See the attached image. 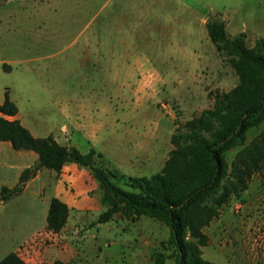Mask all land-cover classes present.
Segmentation results:
<instances>
[{
    "label": "rangeland",
    "instance_id": "374dc122",
    "mask_svg": "<svg viewBox=\"0 0 264 264\" xmlns=\"http://www.w3.org/2000/svg\"><path fill=\"white\" fill-rule=\"evenodd\" d=\"M213 16L225 22L230 35L244 32L246 46L264 37V0H0V94L13 86L22 100L32 95L45 108L75 98L68 103L74 115L60 144L83 153L93 147L104 154L101 166L109 162L128 176H149L160 171L172 148L174 119L198 115L211 107L209 93L238 82L207 36L205 18ZM83 33L118 40L124 59L139 55L138 61H124L118 78L97 79L86 48L72 45ZM175 41L186 45L170 47ZM87 113L90 120L102 119L103 127L86 121ZM86 126L95 146L80 135ZM263 129L264 121L248 130L246 143ZM0 144L1 190L13 187L34 157ZM238 150L225 158L231 161ZM116 183L128 188L122 180ZM102 195L88 168L74 163L59 172L40 168L21 192L0 200V258L12 251L28 264H154L151 253H169L160 245L168 229L151 218L117 215L91 226L103 209ZM53 196L71 209L57 233L45 223ZM204 233V259L264 264V166ZM164 264H174L173 258Z\"/></svg>",
    "mask_w": 264,
    "mask_h": 264
},
{
    "label": "trees",
    "instance_id": "16d2710c",
    "mask_svg": "<svg viewBox=\"0 0 264 264\" xmlns=\"http://www.w3.org/2000/svg\"><path fill=\"white\" fill-rule=\"evenodd\" d=\"M204 27L216 54L232 67L238 82L227 91L209 93L213 103L198 115L185 121L174 119L172 148L160 171L128 176L107 165L109 162L101 166L104 154L93 147L83 153L71 144L58 143L51 134L34 137L14 117L17 108L5 91L0 104V142H8L14 150L32 151L36 159L21 171L13 187L1 188L0 200L16 196L40 168L59 172L66 163H74L88 168L103 192V209L91 226L107 223L117 215L151 218L168 229V237L160 245L169 253H151L154 264H164L168 258H173L174 264H214L202 257V248L208 243L204 228L232 196L247 189L251 176L264 166V129L246 143L248 130L264 121V37L246 46V34L230 35L217 16L207 19ZM2 67L6 70L4 64ZM237 147L239 150L228 161L225 154ZM117 180L128 188L121 187ZM68 213L65 202L51 197L46 228L59 232ZM0 264L28 263L11 251L0 258Z\"/></svg>",
    "mask_w": 264,
    "mask_h": 264
},
{
    "label": "crops",
    "instance_id": "0c3cea01",
    "mask_svg": "<svg viewBox=\"0 0 264 264\" xmlns=\"http://www.w3.org/2000/svg\"><path fill=\"white\" fill-rule=\"evenodd\" d=\"M205 20L207 19L205 18ZM115 22H116L115 24L119 23L122 27L121 19L117 22V17H115ZM199 25L201 26L202 24ZM83 34L85 38L84 37L83 39L80 38V36L82 35L81 34L80 36L76 37L72 45L81 43V46H83V48H86V50L84 51L86 52V60H89L93 66H97L96 68L98 69V72L96 73V78L99 80H102L101 78H103L104 80L113 77L118 78V75L120 74L118 70L120 71L122 67V63L124 61L126 62L129 61L130 63L134 61L135 62L138 61L137 59L139 58V55H136V57L133 58L124 59L123 51L121 49L122 43L119 42L118 40L107 39L98 36L95 33H89V34L83 33ZM173 44L171 43L170 47L181 48L180 46L186 45L185 43L181 44L180 42H176V41ZM144 58L145 61L146 60L157 61L154 58H150L149 56H145ZM100 60H102V62ZM118 64H120V68ZM104 85L105 82L102 83L100 86L103 87ZM9 87H10V89H8L9 99L15 104L17 108V113L14 117L18 119L20 123L25 128H27L34 137H42L51 134L54 137V139L58 143H60L59 141L60 136L65 135L64 133L67 132L68 130L67 126L69 127V118L70 116L74 115V107L68 106V103L70 101H73L75 98L74 99L66 98L67 100H60L56 103H53L51 107L45 108L40 104H38L32 95L29 94L25 95L26 101L22 100L20 96L16 94L14 87L13 86H9ZM3 100H4V94H0V104L3 102ZM33 102L35 103V105ZM4 117L8 119H12V117L9 116H4ZM89 118H91V115L87 113L86 121L89 122H91V120L95 121L94 126L96 128L98 127V130L101 129V127H103L101 126L103 122H99V120L102 119L98 118V120H96L92 118L90 120ZM87 128L88 126H86V130H84V132H80L81 133L80 135L85 141L87 140L91 145L95 146L94 141L91 138V131H89V129ZM63 137L65 138V136ZM0 143H5V142H0ZM0 145L2 146V144ZM32 155L35 160L36 155L34 153ZM62 170L63 168L61 169V171ZM69 210L71 209L69 208Z\"/></svg>",
    "mask_w": 264,
    "mask_h": 264
}]
</instances>
